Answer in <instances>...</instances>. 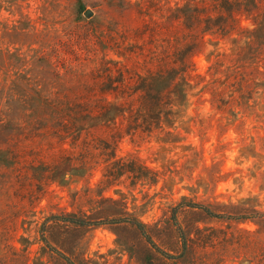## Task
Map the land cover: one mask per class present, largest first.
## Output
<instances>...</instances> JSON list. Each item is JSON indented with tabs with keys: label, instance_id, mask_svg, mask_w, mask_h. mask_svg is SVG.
Masks as SVG:
<instances>
[{
	"label": "rangeland",
	"instance_id": "obj_1",
	"mask_svg": "<svg viewBox=\"0 0 264 264\" xmlns=\"http://www.w3.org/2000/svg\"><path fill=\"white\" fill-rule=\"evenodd\" d=\"M189 1L0 0V97L138 85L137 64L147 73L142 46L158 50L159 27ZM114 42L140 47L128 58ZM223 51L232 54L228 42L206 38L191 71L205 80H190L153 134L114 133L127 127L116 123L85 126L99 138L51 132L7 142L20 167L0 161V264H187L199 236L233 228L262 236L264 264V65L247 68L253 95L245 105L218 109L202 88L227 86L231 63L211 70ZM107 166L111 183L100 182ZM49 171L51 181L39 182ZM190 203L249 218L212 217ZM224 264L257 263L242 256Z\"/></svg>",
	"mask_w": 264,
	"mask_h": 264
},
{
	"label": "trees",
	"instance_id": "obj_2",
	"mask_svg": "<svg viewBox=\"0 0 264 264\" xmlns=\"http://www.w3.org/2000/svg\"><path fill=\"white\" fill-rule=\"evenodd\" d=\"M243 20L251 22V26L243 25ZM207 37L211 41L228 42L233 52L229 54L223 51L218 55L216 64L211 66L213 71L219 69L220 63H231L227 86L221 88V80H213L202 91L210 93V101L218 109L245 105L253 95L252 85L246 78L247 68L259 71V63L262 61L264 65V0H191L172 12L169 25L163 23L159 27L158 50H155L153 44L142 46L145 48L142 54L147 73L143 75L139 70L141 65L137 64L133 74L138 85H132L129 81L123 88L103 89L101 92L88 90L77 92L78 96L69 91L58 92L54 96L39 90H24L22 93L10 91L6 94L2 92L0 161L17 172L20 155L16 150H9L6 143L28 136V133L35 136L51 132L74 136L86 133L99 138L98 132L85 129V126L112 128L111 125L119 123L121 126L126 124L127 127L125 131L120 127L114 133L131 136L153 134L164 120L173 117V107L187 95L190 80H205V77L193 75L191 71L192 59L203 49ZM118 46L121 49L125 47V52L121 55H127L128 58H132L140 47L129 43ZM97 96L107 98L98 102L90 101ZM37 125L38 128H32ZM52 125H59L64 129L53 130ZM95 156L92 152V157ZM88 163V160H81L79 164L85 167ZM108 169L107 166L105 179L100 182L105 180L111 183ZM50 171H54V168ZM50 171L40 176L38 181L42 184L51 181ZM190 205L216 218L227 217L237 221L249 218L246 215L224 216L199 203ZM134 224L144 232L142 222L135 221ZM178 229L185 252L188 250V238L181 228ZM262 242L261 235L238 228L219 232L208 238L201 235L193 241L194 247L187 264H224L229 258L242 256L261 264L263 260L259 251Z\"/></svg>",
	"mask_w": 264,
	"mask_h": 264
}]
</instances>
